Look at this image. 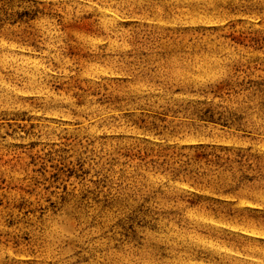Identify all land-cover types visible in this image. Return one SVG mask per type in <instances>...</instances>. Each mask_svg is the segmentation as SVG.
<instances>
[{
    "label": "rangeland",
    "instance_id": "1",
    "mask_svg": "<svg viewBox=\"0 0 264 264\" xmlns=\"http://www.w3.org/2000/svg\"><path fill=\"white\" fill-rule=\"evenodd\" d=\"M0 264H264V0H0Z\"/></svg>",
    "mask_w": 264,
    "mask_h": 264
},
{
    "label": "bare ground",
    "instance_id": "2",
    "mask_svg": "<svg viewBox=\"0 0 264 264\" xmlns=\"http://www.w3.org/2000/svg\"><path fill=\"white\" fill-rule=\"evenodd\" d=\"M91 69V68H90ZM106 72V71H105ZM110 72V71H109ZM86 76V75H85ZM107 262V261H106Z\"/></svg>",
    "mask_w": 264,
    "mask_h": 264
}]
</instances>
